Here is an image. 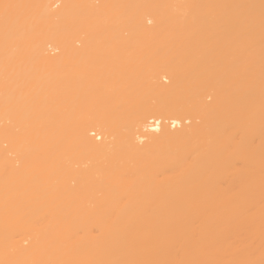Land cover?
<instances>
[{"label":"bare ground","instance_id":"6f19581e","mask_svg":"<svg viewBox=\"0 0 264 264\" xmlns=\"http://www.w3.org/2000/svg\"><path fill=\"white\" fill-rule=\"evenodd\" d=\"M86 2L0 0V264H262L264 0Z\"/></svg>","mask_w":264,"mask_h":264},{"label":"rangeland","instance_id":"374dc122","mask_svg":"<svg viewBox=\"0 0 264 264\" xmlns=\"http://www.w3.org/2000/svg\"><path fill=\"white\" fill-rule=\"evenodd\" d=\"M90 1H91V2H86V6H87V5H90V4L94 6V7L91 6L92 8H95V7H100V8H101V7L105 6V5H104V4H105V3H104L105 0H90ZM82 2H83V1H82ZM80 4L85 6V2H83V4L80 2ZM101 5H102V6H101ZM57 6H58V5H57ZM57 6H56V8H57ZM88 7L90 8V6H87V8H88ZM81 8H82V6H81ZM81 8H80V9H81ZM92 8H90V9H92ZM82 9H85V8L83 7ZM82 9H81L80 11H82ZM96 9H98V8H96ZM102 9H104V8H102ZM80 11H79V12H80ZM85 11H86L85 13H87V9H85ZM93 11H94V10H93ZM98 11H99V10H98ZM106 11H107V13H106ZM75 12H76V11H75ZM77 12H78V11H77ZM82 12H83V11H82ZM85 13H84V14H85ZM95 13H96V12H95ZM109 13H110V12H109ZM79 14H80V13H79ZM79 14H78V15H79ZM111 14H112V13H110V15H111ZM80 15H81V17H83V16H82L83 13L80 14ZM80 15H79V16H80ZM87 15H88V14H86V16H87ZM108 15H109V14H108V10L105 9V10H104V19H105ZM185 16H186V13H183V14H182V18H184ZM148 20H149V19H148ZM86 21H87V19H86ZM86 21H83V22H86ZM148 23H152V21H149ZM149 25H150V24H149ZM78 34H80V33H78ZM83 34H84V33H83V31H82L80 35H83ZM88 34H89V33H86V31H85V34L83 35V37H82V36H81V37H82V38L87 37V39H88L90 36H89V37H88V36H85V35H88ZM125 34H126V35H125ZM80 35H78V37H80ZM123 35H124L125 37L127 36L126 38H129V37H130V36H129V35H130L129 30H128V29H127L126 31L124 30ZM75 38H76V37H75ZM77 39H79V38H77ZM80 39H81V38H80ZM99 39H100V38H99ZM104 39H106V38H104ZM104 39H101V41H98V42L95 40L96 43H93L92 41H90L91 43H87V42H88L87 40H85V41H86V43H85V41L83 42L84 39H81L82 41H78V40H77V41H74V42L76 43V44H74L75 46L73 45L75 48H74V47H73L72 49L70 48L71 50L69 49V47H65V46L63 47V45H56V46H59L60 48H59V47H56V46H55V43H53V42H52V43H48V42H50V41H48L47 43L45 42V45L47 44L48 47L45 46V47H47V48L44 49V50H45L44 52H46V51H47V52L50 51V52H48V53L46 52V53H47V54H50V53H51L50 55H52V56H53V55H56V56L59 57V58L62 57V56H60V55H64V56L62 57V59H63L64 61H67V62L69 61L68 63H71V62H73V63H77V62H74V61H73V60H76V59H77L76 61H78V63H77L78 65L80 64V61H81V60H82L81 63H84L83 58H84V56H86L87 54H88V55H87L86 57H88V56H90V57H89V58H86V57H85V58H86V61H85L86 63H85V64H87L88 61H91V59H93V58H91V57H95V58L93 59L94 61L92 60V61H93L92 63L95 62V64H96V63H100V64H102V62L105 60V58H106V57L108 58L109 56H112V57H113V60H116L117 58H119V56H117V55H118V49H115V48H114L115 45H116V47H117V44H118L119 42L116 43L117 41H115V43H116V44H115L114 41H110V42H113V43H112L113 47H112V46H109V44L107 45V40H106V43H105V44L107 45L106 48H109L110 50L105 48V50L103 51V49H104ZM97 43H98V44H97ZM99 43H100V44H99ZM23 44H24V43H23ZM20 45L23 46V47H21V46H20V47H19V46H14V47H15L14 49H15L16 51H15V50H13V51H14L15 53L17 52V54H15V55L20 56V57H18V56H17V57H18V59H19V58L21 59V62H22V63L26 62V59H28V58H30L29 61H31V62H36V61L39 60V57H38V60H36V57L34 56V52H35V50H37V47H38L39 44L28 43V44H24V45L20 44ZM84 45H86V47H85ZM24 46H25V47H24ZM89 46H90L91 48H90ZM92 46H93V47H92ZM94 46H96V48H95ZM108 46H109V47H108ZM39 47H40V46H39ZM84 47H85L86 49H85ZM23 48L25 49V52H27V54H25V53H22V54H21V51L23 50ZM62 48H65V49H62ZM118 48H119V44H118ZM12 49H13V48H12ZM17 49H19V51L22 49V50L20 51L19 54H18L19 51H18ZM47 49H49V50H47ZM68 49H69V50H68ZM73 49H75V51H74ZM78 49H79V50H78ZM81 49L83 50V54H82V50H81ZM87 49H88V50H87ZM112 49H113V50H112ZM127 49L129 50V48H127ZM39 50H40V49H39ZM67 50H68V51H67ZM72 50H73V51H72ZM76 50H77V52H76ZM108 50H109V51H108ZM132 50H133V48H132ZM23 51H24V50H23ZM23 51H22V52H23ZM71 51H72V52H75L74 54H75L76 56H75ZM85 51L87 52V54H86ZM110 51H112V52H110ZM114 51H115L116 53H115ZM121 51H122V49H121ZM130 51H131V50H130ZM130 51H129V52L126 51V52L130 53ZM134 51H136V50L134 49V50H133V53H135ZM131 52H132V51H131ZM29 53H30V55H29ZM37 53H38V52H36V54H37ZM46 53H45V54H46ZM56 53H57V54H56ZM61 53H62V54H61ZM77 53H79V55H78ZM114 53H115V55H113ZM119 53H121V52H119ZM136 53H137V52H136ZM136 53H135L134 56L137 58L138 54L136 55ZM23 54L26 55V56L29 55L30 57H25ZM32 54H33V56H32V59H31V55H32ZM72 54H73V55H72ZM104 54H105V55H104ZM116 54H117V55H116ZM126 54H127V53H126ZM50 55H49V56H50ZM66 55H67V56H66ZM99 55H100V56H99ZM129 55H130V54H129ZM21 56H23V57H21ZM73 56H74V57H73ZM81 56H82V58H80V60H78V57H81ZM17 57H16V59H17ZM34 57H35V59H34ZM50 57H51V56H50ZM66 57H67V58H66ZM69 57H70V58H69ZM104 57H105V58H104ZM112 57H111V58L109 57L108 59H107V58H106V59L109 60V59H112ZM135 57H134V58H135ZM71 58H72L73 60L70 62ZM75 58H76V59H75ZM85 58H84V60H85ZM97 58H98V59H97ZM114 58H115V59H114ZM18 59H17V60H18ZM62 59H61V60H62ZM96 59H97V60H96ZM100 59H101V60H100ZM145 59H146V58H145ZM145 59H142V60H145ZM32 60H33V61H32ZM34 60H35V61H34ZM95 60H96V61H95ZM107 60H105V61H107ZM113 60H112V61H113ZM99 61H100V62H99ZM109 61H111V60H109ZM19 62H20V61H19ZM21 62H20V64H21ZM26 63H29V62H26ZM89 63H90V62H89ZM97 65H98V64H97ZM103 65H104V62H103ZM93 66H94V65H93ZM97 67H98L97 70H99V66H97ZM101 67H102V65H101ZM103 67H104V66H103ZM103 67H102L100 70H102ZM100 70H99V71H100ZM83 71H84V70L81 71V74L85 72V71H84V72H83ZM99 71H97V72H98L97 75L101 73V72L99 73ZM103 71H104V69H103ZM86 74H87V73H86ZM93 74H94V73H93ZM93 74L91 73V75H93ZM95 74H96V73H95ZM103 74H104V72H103ZM84 75H85V74H84ZM84 75L82 74V76H84ZM87 75H88V74H87ZM88 76H89V75H88ZM93 76H94V75H93ZM93 76H91V77L95 79V77H93ZM95 76H96V75H95ZM101 76H102V74H101ZM101 76H98V79H96V80H99V78H103V77H104V76H103V77H101ZM91 77H89V79H88V78L85 79L86 82L83 83L84 86L87 85V84L89 85V83H87V81L90 80ZM96 77H97V76H96ZM81 78H82V77H81ZM82 79H83V78H82ZM87 79H88V80H87ZM96 80H95V81H96ZM100 80H102V79H100ZM100 80L98 81L100 84H99V83H98L97 85L95 84V85H96L95 88H94V87L92 88V84H94V83H92V82H94V81L90 80V81H92L91 84H90V86H91L90 88H92V89H94V90H91V89H88V90H91V92H92V91H95V94H96V92H98V91H96V89L100 86V89H97V90H100V94H101V93L103 94V93H104V92H103V89H104V88L101 86V81H100ZM162 80H163V82L166 83V84H169V83H170V79H168V78H166V79L164 78V79H162ZM83 81H84V79H83ZM96 83H97V82H96ZM102 83H103V82H102ZM83 85H82V86H83ZM98 85H99V86H98ZM103 86H104V85H103ZM87 87H88V86H87ZM88 88H89V87H88ZM101 88H102V89H101ZM85 89H86V88H85ZM98 93H99V92H98ZM208 99L210 100L211 98L208 97ZM7 120H8V123L10 124V126L14 125V123L16 122L15 125L12 126V127H14V128H12V129H13V131H14V129L16 128L15 131L17 130V135L20 134V132H21V127H20V125L17 123L16 119H15L14 117H13V119L10 117V119L8 118ZM12 121H13V122H12ZM166 121H167V120H166ZM11 122H12V123H11ZM167 124L169 125V124H170V121H167ZM17 126H18V127H17ZM15 131H14V133H16ZM98 133H99V131H96L95 133H93L94 137L97 136ZM97 138H98V137H97ZM6 145H7V144H6ZM13 145H14V144L11 143V147H10L11 149H10V151H9V152H10V153H9V157H11V160L14 162V166H15V164H16V167L13 168V169H16L17 171H20L21 167H22V166L24 167V163H25V161L23 162V161H22L23 159H19L20 157L16 154V152H15L16 149H15V147H14ZM13 148H14V149H13ZM14 160H16V162H15ZM20 160H21V162H20ZM11 163H12V162H11ZM19 167H20V168H19ZM22 169H23V168H22ZM16 170H14V171H16ZM17 171H16V172H17ZM33 172H34V176H35V175H36L35 170H33ZM33 172H31V174H33ZM36 176H37V175H36ZM14 184H15V183H14ZM29 242H30V238L27 237V239H25V240L23 241V244H24V245H29Z\"/></svg>","mask_w":264,"mask_h":264},{"label":"snow or ice","instance_id":"6c2138e0","mask_svg":"<svg viewBox=\"0 0 264 264\" xmlns=\"http://www.w3.org/2000/svg\"><path fill=\"white\" fill-rule=\"evenodd\" d=\"M4 7L7 8V7H9V6H8V5H5ZM262 264H264V262H262Z\"/></svg>","mask_w":264,"mask_h":264}]
</instances>
